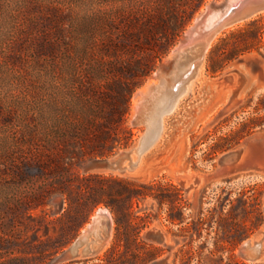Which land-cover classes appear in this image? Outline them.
I'll return each instance as SVG.
<instances>
[{
  "label": "rangeland",
  "instance_id": "obj_1",
  "mask_svg": "<svg viewBox=\"0 0 264 264\" xmlns=\"http://www.w3.org/2000/svg\"><path fill=\"white\" fill-rule=\"evenodd\" d=\"M174 1L180 8L187 0ZM208 1L223 0H203L162 51L161 32L143 24L163 0H0V264H153L157 220L168 236L157 246L161 264H264V254L244 260L234 249L221 194L234 174L215 173L224 153L243 156L247 141L264 140V10L213 38L136 168L82 166L137 140L133 92ZM129 69L137 82L129 112L108 129L110 114L99 107ZM254 168L243 173L252 174L263 216L264 169ZM99 206L113 221L107 242L89 257L57 260Z\"/></svg>",
  "mask_w": 264,
  "mask_h": 264
},
{
  "label": "water",
  "instance_id": "obj_2",
  "mask_svg": "<svg viewBox=\"0 0 264 264\" xmlns=\"http://www.w3.org/2000/svg\"><path fill=\"white\" fill-rule=\"evenodd\" d=\"M264 10V0H223L221 3L208 1L194 16L183 32V36L171 47L163 62L152 75L132 94L135 108L130 122L143 125L142 133L128 147L111 155L93 157L83 163V169L127 173L136 168L142 156L160 139L164 130V118L177 104L186 87L198 75L203 57L213 38L223 28ZM237 72L230 70V74ZM241 82V77H239ZM240 86L234 89L237 93ZM247 146H260L264 140L253 137ZM242 149L224 153L218 159L219 167L233 166ZM254 167L258 164L252 163ZM111 216L105 206L96 208L91 220L82 228L71 244L56 258L64 260L78 255H89L98 251L106 242L111 229ZM253 259V258H252Z\"/></svg>",
  "mask_w": 264,
  "mask_h": 264
},
{
  "label": "flooded vegetation",
  "instance_id": "obj_3",
  "mask_svg": "<svg viewBox=\"0 0 264 264\" xmlns=\"http://www.w3.org/2000/svg\"><path fill=\"white\" fill-rule=\"evenodd\" d=\"M247 158V153L242 156L241 152L235 165L219 167V164H217L215 173L220 177H227L230 174H234L232 179L227 180L228 183H232L230 193L224 190L221 191V194L227 195L225 197V202L227 203L223 204V207L226 205L231 211V236L234 242V249L244 260H255L264 254V208L262 216V212L256 207L257 189L254 184V179L251 178L252 174L243 173L248 170L246 168L250 167L253 169L254 167ZM194 180L196 181L197 178L194 177ZM187 188H191V185L189 184ZM178 195H181V193H178ZM229 197H231V199ZM184 208H186V205H184ZM224 209L228 210L227 208ZM174 211L175 209H172L170 212ZM221 222L224 223L223 220H221ZM262 224L263 227L260 228ZM176 225L179 224L177 223ZM163 226L164 225L157 220L151 229L152 237L156 243L153 264H161L162 258L160 257L159 248L157 247L158 244L168 241L167 231ZM174 235L178 236L176 233ZM96 252L89 255H78L75 256V258L89 257Z\"/></svg>",
  "mask_w": 264,
  "mask_h": 264
},
{
  "label": "trees",
  "instance_id": "obj_4",
  "mask_svg": "<svg viewBox=\"0 0 264 264\" xmlns=\"http://www.w3.org/2000/svg\"><path fill=\"white\" fill-rule=\"evenodd\" d=\"M202 2L203 0H187L184 4L181 5L180 8H176L174 5V0H163V3L162 5H160V7H158L156 14L153 13L149 16L147 15L148 17H145L149 19L148 21L144 22L143 27L149 26V30H159V32H161V35L165 40L164 43L160 45V50L165 51L167 48V43H169L171 40V36L176 35L177 32L183 29L187 20L192 16L194 11L200 6ZM122 40L124 42L131 41V37L130 35H128L126 38H122ZM120 70L123 71V69ZM133 72L134 71H132V69H129L124 73L125 77L126 75H132ZM129 76L126 77V80H117L113 85L109 87L110 91H112L111 95H109L111 98L109 106L106 107L101 104L99 107L100 110H103L104 112H108L110 114L109 117L104 118V121L102 123L103 127H107L108 129H115V126L117 124H123L126 120V116L129 112L130 95L137 85V82L131 81ZM127 132L130 133L131 131L128 129ZM108 133H106V135ZM92 176L100 177V175ZM91 198V200L94 202L93 205L98 204V201L94 199L93 196Z\"/></svg>",
  "mask_w": 264,
  "mask_h": 264
},
{
  "label": "bare ground",
  "instance_id": "obj_5",
  "mask_svg": "<svg viewBox=\"0 0 264 264\" xmlns=\"http://www.w3.org/2000/svg\"><path fill=\"white\" fill-rule=\"evenodd\" d=\"M200 71V70H199ZM193 82V81H192ZM192 84V83H191ZM191 84H189L186 87V91L187 92L190 89ZM132 109L135 108V99L133 98V102H132ZM178 103V101H177ZM177 105V104H176ZM175 105V106H176ZM246 153H247V159L251 162V163H256L259 165V167L264 169V150H262V148H260V146H247ZM256 168V167H255ZM246 249V248H245ZM244 249V250H245ZM244 255V254H243ZM245 257V256H244ZM257 258V257H256Z\"/></svg>",
  "mask_w": 264,
  "mask_h": 264
}]
</instances>
